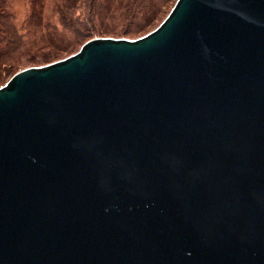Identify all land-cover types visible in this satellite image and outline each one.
Masks as SVG:
<instances>
[{
	"label": "water",
	"instance_id": "obj_1",
	"mask_svg": "<svg viewBox=\"0 0 264 264\" xmlns=\"http://www.w3.org/2000/svg\"><path fill=\"white\" fill-rule=\"evenodd\" d=\"M0 264H264V0L1 85Z\"/></svg>",
	"mask_w": 264,
	"mask_h": 264
},
{
	"label": "rangeland",
	"instance_id": "obj_2",
	"mask_svg": "<svg viewBox=\"0 0 264 264\" xmlns=\"http://www.w3.org/2000/svg\"><path fill=\"white\" fill-rule=\"evenodd\" d=\"M176 0H0V86L18 70L62 59L95 37L136 38Z\"/></svg>",
	"mask_w": 264,
	"mask_h": 264
}]
</instances>
